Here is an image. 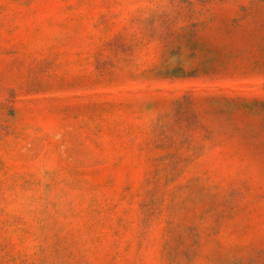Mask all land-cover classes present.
Returning <instances> with one entry per match:
<instances>
[{
	"label": "rangeland",
	"instance_id": "1",
	"mask_svg": "<svg viewBox=\"0 0 264 264\" xmlns=\"http://www.w3.org/2000/svg\"><path fill=\"white\" fill-rule=\"evenodd\" d=\"M0 264H264V0H0Z\"/></svg>",
	"mask_w": 264,
	"mask_h": 264
}]
</instances>
